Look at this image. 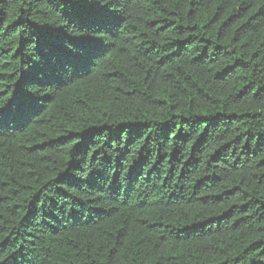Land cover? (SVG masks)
I'll use <instances>...</instances> for the list:
<instances>
[{
    "label": "trees",
    "instance_id": "1",
    "mask_svg": "<svg viewBox=\"0 0 264 264\" xmlns=\"http://www.w3.org/2000/svg\"><path fill=\"white\" fill-rule=\"evenodd\" d=\"M0 264H264V0H0Z\"/></svg>",
    "mask_w": 264,
    "mask_h": 264
}]
</instances>
